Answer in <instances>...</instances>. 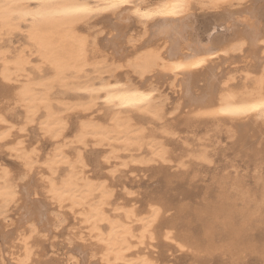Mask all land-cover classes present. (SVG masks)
<instances>
[{"label": "bare ground", "instance_id": "1", "mask_svg": "<svg viewBox=\"0 0 264 264\" xmlns=\"http://www.w3.org/2000/svg\"><path fill=\"white\" fill-rule=\"evenodd\" d=\"M107 2L114 0H45L43 6L37 0H0V41L26 27L30 54L33 53L39 61L37 68L45 65L51 70L48 79L32 83L28 78L30 54L27 55L24 49L13 54L8 47L0 45V84L8 87L4 95L5 104L10 102L21 106L27 121L34 120L42 110L44 120L40 124L43 133L59 141L67 120L66 115L57 114L53 109L50 101L53 87L84 92L87 102L74 109L78 112L91 110L98 104L97 100H101V104L111 112L108 122L100 124L92 119L82 120L74 138L80 145L91 139L99 145L110 146L111 150L104 156L106 162L117 158L119 150L132 152L143 148L150 151L152 159L165 162L169 158L167 150L159 142L147 139L144 129L136 126L130 113L163 119L166 114L182 112L179 110L185 107V117L180 115V124L184 127L214 122L225 126L229 135L238 139L248 128L263 134L264 109L259 105L264 102V0H185L187 7L179 15L150 19H141L121 8L111 11H96L95 8L75 10L76 6L83 5L103 9ZM131 2L147 4L151 0ZM236 6L239 7L234 8ZM199 10H211L218 17L209 29L207 26L208 30L203 35L195 27ZM106 13L115 16L116 26L128 27L136 23L141 27L139 36H128L129 47L114 45L112 52L117 54V61L113 63L104 59L93 61L94 56H101L104 51L98 50L95 40L89 42L79 32L80 24ZM118 29L115 27L116 35ZM222 57L230 64L236 61L243 64L244 72L239 82L234 83L235 77L224 72L226 69L223 67L218 70L220 72H213L216 67H212L214 58ZM88 65L99 73L112 72L111 78H99L98 82L89 79L79 81ZM203 71L209 72L203 74ZM154 76L171 79L170 86L180 94L181 105L178 103L179 106L166 113L162 105L156 104L158 89L151 80ZM145 96L149 98L145 99ZM253 106L255 111L250 110ZM5 110V107L0 108V117L7 121V124H0V135L8 132L9 127L13 128ZM11 137L12 131L8 139L0 143H9L10 149H15L12 152L30 165L26 169L27 176L39 166L48 173L41 185L49 203L71 212L75 223L69 230V237L79 243V248L84 246L88 252L86 259L96 258L95 264H159L152 251L158 239L176 243L180 249L188 245L195 264H210L211 257L215 255L238 263L250 254L258 256L259 264H264V241L257 244L249 241L246 235L255 221L263 220L264 190L254 198L233 182L229 189L222 190L216 203L203 201L205 204L201 207V203L200 210L196 209V215L203 221L204 241H197L184 232L179 239L185 244H181L172 230L174 224L164 215L167 209L162 201L153 202L144 210L121 203L113 207V189L105 181L93 180L87 174L80 153L69 156L63 147L58 146L48 157L39 159L35 149H26L23 141L12 142ZM194 153L188 156L194 160L206 159L204 153ZM61 165L67 167V172L56 179ZM17 188L18 184L12 182L9 172L0 168V219L3 221L7 218L8 207L20 201ZM237 200L243 203L242 207H237ZM249 204L251 209L247 208ZM28 210H24L27 212L25 215L29 214ZM40 210V219L44 223H28L26 220L28 226L19 230L17 243L10 246L8 264L41 263L42 249L38 240H42V235L39 228L45 230L54 224L59 226L63 218L55 215L45 222L48 218L44 213L46 209L41 206ZM36 213H32L33 216ZM23 218L24 222L26 218ZM218 227L222 234L219 243L214 238Z\"/></svg>", "mask_w": 264, "mask_h": 264}, {"label": "rangeland", "instance_id": "2", "mask_svg": "<svg viewBox=\"0 0 264 264\" xmlns=\"http://www.w3.org/2000/svg\"><path fill=\"white\" fill-rule=\"evenodd\" d=\"M237 7L239 6L234 8ZM212 13L214 12H211V10L198 11L197 20L195 19V27L198 33L203 35L216 21L218 17L215 13ZM116 22L114 15L106 13L94 16L79 25L80 34L86 36L89 42L95 40L98 50L102 49L104 51L101 56H94L93 61L104 59L107 63L116 62L117 58L115 56L117 54L114 55L115 53L112 52L115 50L114 45L129 47L130 44L127 43L128 36L131 35L134 38L141 34V27L136 23L128 27L122 26V29L120 25H115ZM115 27L119 28L117 35ZM11 36L7 40H1L0 45L8 47L13 54L23 49L27 55L30 54L29 49L31 46L27 39L26 27L14 31ZM95 54H97V51ZM29 58L31 68L28 78L32 83L44 81L51 76V70L47 66L42 65L37 68L39 61L33 53L30 54ZM214 60V63H211L213 66L210 64L212 67L216 66L214 73L224 68L227 70H224V72L235 77L234 83L240 81L241 74L244 72L242 71L244 69L242 63L236 61L237 63H231V65L229 60H224V57L214 58ZM226 64L227 66H225ZM229 64L230 67H228ZM118 72L121 73V71ZM207 72L203 71V74H207ZM128 74L130 75V73ZM120 75L122 76V74ZM111 76L112 72L99 73L95 71L93 66L88 65L85 67L84 75L79 81L83 82L89 79V81L98 82L99 78L107 80ZM152 78L153 84L158 89L156 104L162 105L166 109V113L170 112L172 107L178 105V103L181 105L182 98L176 92V89L170 86L171 79L160 78L159 76ZM36 88L42 89L41 86H36ZM7 90L8 87L0 86V108H6L8 120L13 125L12 137L10 138L13 140L12 142L23 141L26 149L36 150L35 153L39 159L48 157L53 152L52 150L58 146L63 147L68 153L66 154H70L69 156L80 153L87 174L93 180L105 181L113 189V207L121 203L126 207L132 205L138 210H144L149 204L162 201L165 204L164 208L167 209L164 210V215L168 216L167 219L174 224L172 230L178 235V237L176 235L178 243L185 244L179 239L181 235H184V232L197 241H204L205 238L202 234L203 221L197 217V210H200L201 203V207L204 206L205 202L203 201L205 200L208 203L210 201L216 203L219 194L222 190L229 189L231 183H238L254 198H258L264 190V131L261 135L257 131L253 132V128H248L243 132L242 137L238 139L230 136L225 126L214 122L197 123L184 127L180 124L182 118L180 115H185L187 109L185 107L179 110L182 112L172 115L166 114L163 119L153 118L148 114L130 113L136 126L140 125L139 127L144 129L147 139L159 142L167 150L169 158L165 162L152 159L150 151L143 148L132 152L119 150L117 158H111L109 162H106L104 156L111 150L110 146L99 145L91 139H88L85 145H80L75 142L74 138L76 128L82 120L92 119L100 124L108 122L111 112L107 106L101 104V100H97V102L99 101L98 106H94L93 110L81 111V113L74 109L79 104L87 102L84 92L76 93L62 87H53L50 90V98H52L50 101L53 109L57 114L66 115L67 120V126L60 139H58L59 141H57L45 135L41 129L40 122L44 120L42 110L38 112L34 120L27 121L24 109L21 106H14L10 102L5 104L4 95ZM20 129H23V131H20ZM0 145H3L0 147V168L7 170L12 182L18 184V197H20V201L8 207L6 220L0 219V262L1 258L3 259L0 264L10 263L8 252L9 249L11 250L10 246L17 243L19 230L21 231L25 226L27 227L29 222L44 223L41 221V206L46 209L44 213L48 216L44 220L45 222L49 218L58 215L63 218V223L56 227L54 224L48 229L46 227L45 230L39 228L42 235V240H38L39 247L42 249L40 262L42 264H68V261H72V264H95L96 258L86 259L88 252L83 248L84 246L81 245L79 248V243L69 237V230L75 223L71 212L66 208L58 209L55 205L49 203V199L42 188L43 177L45 178L48 173L44 171L42 166H39L26 178L22 179L21 175L17 174V170L22 168L20 158L9 150V143L1 142ZM200 152L206 155L205 160H194L188 156L189 153L199 154ZM13 157H17V159H13ZM66 172L67 167L61 165L57 171L56 179L62 178ZM235 203L238 208L243 205L238 200ZM27 208L31 212V214L28 212L30 215H25L27 212L24 210H27ZM247 208L251 209V204L247 205ZM34 210L35 212H33ZM23 212L24 214H22ZM32 213L37 214L35 215L36 218ZM23 217H27L24 222ZM26 220H28V223ZM246 235L249 241L261 244L264 241V217L263 220L255 221ZM221 237L222 234L218 227L214 237L215 241L219 243ZM154 245L153 255L159 264H195V257L187 244L183 249H180L176 243H168L163 239H158ZM80 252L82 253L80 254ZM217 256L211 257L209 263L259 264L260 261L258 256L252 254L238 263L231 262L227 257Z\"/></svg>", "mask_w": 264, "mask_h": 264}, {"label": "snow or ice", "instance_id": "3", "mask_svg": "<svg viewBox=\"0 0 264 264\" xmlns=\"http://www.w3.org/2000/svg\"><path fill=\"white\" fill-rule=\"evenodd\" d=\"M45 0H37V3L40 6H43ZM187 7L185 0H151V3L147 4H137L132 3L131 0H114V2H107L101 9L99 6H76V11H90L92 8H95L96 11H111L114 9H125L131 12L132 15L139 17L141 19H150L155 16L162 15H179L183 10ZM120 87V86H117ZM142 95V94H141ZM148 99V96L144 97ZM259 107L264 109V102H262ZM250 110L255 111V106H253ZM0 124H7V121L0 117ZM12 131V128L9 127L8 132L4 135H0V141H5L8 139L9 133ZM23 131V129H20ZM3 145H0L2 147ZM11 151H15V149H9ZM13 159H17V157H13ZM22 168L17 170V174L21 175L22 178H26L27 172L26 169L30 167V165L23 159L20 160ZM68 264H72V261H68Z\"/></svg>", "mask_w": 264, "mask_h": 264}]
</instances>
